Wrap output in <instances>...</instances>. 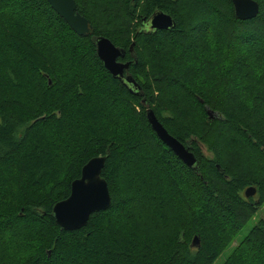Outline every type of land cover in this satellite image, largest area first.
Masks as SVG:
<instances>
[{"label": "trees", "instance_id": "1", "mask_svg": "<svg viewBox=\"0 0 264 264\" xmlns=\"http://www.w3.org/2000/svg\"><path fill=\"white\" fill-rule=\"evenodd\" d=\"M74 1L85 36L46 0H0V264H213L264 203V0H254L258 13L246 21L230 0ZM158 10L173 28L148 29ZM99 36L125 51L119 61L130 62L125 74L138 94L104 69ZM52 46L60 62L44 53ZM148 109L188 146L196 168L158 139ZM57 149L71 162L61 181ZM99 156L110 206L64 231L52 207ZM136 200L146 204L137 221ZM144 220L178 228L159 239L142 230ZM240 246L252 255L240 248L222 264H264V218Z\"/></svg>", "mask_w": 264, "mask_h": 264}, {"label": "water", "instance_id": "2", "mask_svg": "<svg viewBox=\"0 0 264 264\" xmlns=\"http://www.w3.org/2000/svg\"><path fill=\"white\" fill-rule=\"evenodd\" d=\"M54 12L79 36H85L89 32L87 19L77 11L74 0H46ZM233 5L234 16L237 20L246 21L253 19L258 13V4L254 0H230ZM174 27L172 18L162 11H155L148 21L149 30H167ZM95 51L104 69L115 80L123 85H132L138 94L139 86L125 71L130 66L129 61L123 60L125 51L114 46L111 41L103 36L95 39ZM50 83V81H48ZM128 87V86H127ZM132 91V90H131ZM209 118L215 116V112L205 108ZM146 118L152 131L158 139L166 145L172 153L187 167L196 168V159L188 146L172 137L162 124L157 120L153 111H146ZM105 157L99 156L90 159L80 171V177L70 184L69 196L52 207V216L58 227L64 231H74L84 227L91 214L105 211L110 206V195L106 182L100 173L104 166ZM254 188L245 190L246 197H252ZM193 246H198L199 241L195 237Z\"/></svg>", "mask_w": 264, "mask_h": 264}, {"label": "rangeland", "instance_id": "3", "mask_svg": "<svg viewBox=\"0 0 264 264\" xmlns=\"http://www.w3.org/2000/svg\"><path fill=\"white\" fill-rule=\"evenodd\" d=\"M209 36H210V39H213V35L211 33H210ZM50 42L54 43V41H51L50 39L46 40V43L49 44ZM54 52H57V51L54 50V47L52 46L51 50H45L44 53L47 56H49V59H50L49 61L53 60L55 62H60V58L58 57L59 55L54 54ZM57 73H58L57 74L58 76L61 75L60 77H63V75L65 74L62 71H58ZM56 81L59 82L60 79H56ZM61 82H62V80L60 81V84H61ZM48 85H51V81H50V83H48ZM36 91L37 92L34 93L32 99H31V105H33V107L34 106L36 107V106H38L40 104L43 89L42 88H38ZM29 103H30V101H29ZM202 152H203V154L205 156L210 157L209 152L207 151V149L204 146H202ZM57 153H58V155H57V158H58L57 159V163L59 165L58 166V176H57V178L60 179V181H61V179H65L66 178V175H67V172H68V167L70 165L69 163H71V162H70V156H68L66 150L57 149ZM125 181L126 180L123 179L121 185H122L123 191L126 193V190L128 189V186H127L128 184H126ZM56 190H57V188H54L52 190V192H55ZM12 195L14 197L13 196L9 197V198H7L6 201L14 202L15 199H16V193L13 191ZM136 197H137V195H136ZM184 198H186L188 200V202H190L189 200L192 198V194H190V193L185 191L184 192ZM193 200L195 201V197L193 198ZM136 201H134L132 206H131V214L134 213V214H132V216H133L135 221H137L136 214L138 215V213L141 212L142 208H144L146 206V204L144 202H142V200L141 201L140 200H136ZM139 204H140V206H139ZM168 204H170V202H168ZM192 206H193V204H192ZM182 208H183V206H182ZM167 211H169L170 214H171V212L175 213V210L172 207L170 209L168 208ZM263 218H264V203L251 216V218L245 223V225L240 230V232H238L235 236H231L230 240L227 242V244H226L225 248L223 249L222 253L213 262V264H222L225 261V259L227 257H229V255H231L233 252L237 251L240 248L244 249V247L240 246V244L242 243L244 238L247 236V234L249 233L251 228L258 221H260ZM139 224H140V227L142 228L143 231H147L148 234H150L152 236H157V238H159V239L160 238L169 237L178 228L177 226L175 228L172 227L171 225H173V223H171V225H168V226H165V227H158L160 224L151 223V221H146V220L140 221ZM12 240L15 241V238L12 239ZM245 253H247V254L249 253L250 255H252L249 247H248V249H247V247H245L243 254H245ZM249 257H251V256H249ZM249 260H250V263H252V264L254 263L253 257L249 258Z\"/></svg>", "mask_w": 264, "mask_h": 264}, {"label": "flooded vegetation", "instance_id": "4", "mask_svg": "<svg viewBox=\"0 0 264 264\" xmlns=\"http://www.w3.org/2000/svg\"><path fill=\"white\" fill-rule=\"evenodd\" d=\"M123 62H125V61H123Z\"/></svg>", "mask_w": 264, "mask_h": 264}]
</instances>
